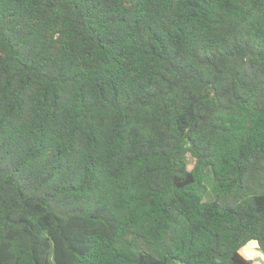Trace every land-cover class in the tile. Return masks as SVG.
<instances>
[{
    "label": "trees",
    "instance_id": "obj_1",
    "mask_svg": "<svg viewBox=\"0 0 264 264\" xmlns=\"http://www.w3.org/2000/svg\"><path fill=\"white\" fill-rule=\"evenodd\" d=\"M264 0H0V264H253Z\"/></svg>",
    "mask_w": 264,
    "mask_h": 264
},
{
    "label": "rangeland",
    "instance_id": "obj_2",
    "mask_svg": "<svg viewBox=\"0 0 264 264\" xmlns=\"http://www.w3.org/2000/svg\"><path fill=\"white\" fill-rule=\"evenodd\" d=\"M241 252L247 258H250V259L256 258L258 260L259 253L264 252V251L260 249L256 241H251L247 243V245L241 248Z\"/></svg>",
    "mask_w": 264,
    "mask_h": 264
},
{
    "label": "clouds",
    "instance_id": "obj_3",
    "mask_svg": "<svg viewBox=\"0 0 264 264\" xmlns=\"http://www.w3.org/2000/svg\"><path fill=\"white\" fill-rule=\"evenodd\" d=\"M253 259V264H264V252L259 253L258 260L256 258Z\"/></svg>",
    "mask_w": 264,
    "mask_h": 264
}]
</instances>
